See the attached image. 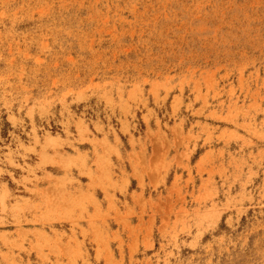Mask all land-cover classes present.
<instances>
[{"label":"rangeland","instance_id":"374dc122","mask_svg":"<svg viewBox=\"0 0 264 264\" xmlns=\"http://www.w3.org/2000/svg\"><path fill=\"white\" fill-rule=\"evenodd\" d=\"M0 264H264V0H0Z\"/></svg>","mask_w":264,"mask_h":264},{"label":"crops","instance_id":"0c3cea01","mask_svg":"<svg viewBox=\"0 0 264 264\" xmlns=\"http://www.w3.org/2000/svg\"><path fill=\"white\" fill-rule=\"evenodd\" d=\"M89 151H91V150H89ZM112 160H113V165H114L115 159L112 158ZM114 166H116V165H114ZM90 169H91V172L93 174L92 177H87L86 175H83V178L80 176H73L72 179H74V182L72 183V188H70V187L69 188H70V190L75 189V188H79L81 191H83V193H85L87 191L93 197L100 199V198H102V194H101L102 191L97 186V184H99V181H100V171L98 172V170L96 169V166H94V165L90 166ZM4 170L7 171V172H5V174H9L11 172L14 175V177H15V172H16V174L19 173V172H17V170H15V169L13 170V169L7 168V167ZM111 170H112L111 172L113 173V177L111 176V178L113 180L117 179V181H120L122 174L118 173L115 169H111ZM35 173H36L38 178H45L46 173H49L50 176H53V177H60V178H64V179L70 178L67 174L65 175V174H62L61 172H58V171L55 172V171H53V169H51V170L46 169L45 171H40L37 169V170H35ZM114 173H116L118 175L117 178H115ZM22 175H24V173H22ZM18 176H20V175L18 174ZM9 177L10 176L4 175L2 178V180L6 181V184H8V185L10 183ZM92 182L94 184H92ZM52 183H53L52 180L46 179L44 182H40V181L37 183L32 182L33 185L32 186L29 185L27 187L28 188H35V187L36 188H46V187H48V185H50ZM88 184H92L93 186L89 187ZM10 185H11V183H10ZM9 187H12V186H9ZM16 189H18L20 192H23L25 194L24 197L29 198L30 202H33L34 204L37 203V201H38L37 193L28 194L25 192V190L23 188H20L19 186H16ZM29 217H31V215ZM25 228H27V227H25Z\"/></svg>","mask_w":264,"mask_h":264}]
</instances>
